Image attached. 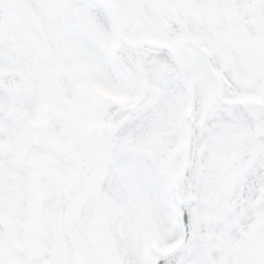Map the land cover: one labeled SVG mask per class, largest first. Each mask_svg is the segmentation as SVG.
<instances>
[{"label": "snow or ice", "instance_id": "1", "mask_svg": "<svg viewBox=\"0 0 264 264\" xmlns=\"http://www.w3.org/2000/svg\"><path fill=\"white\" fill-rule=\"evenodd\" d=\"M0 264H264V0H0Z\"/></svg>", "mask_w": 264, "mask_h": 264}]
</instances>
